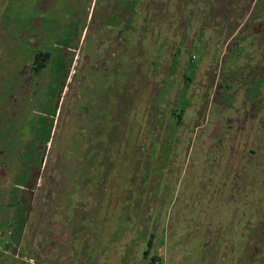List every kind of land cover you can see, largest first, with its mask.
I'll use <instances>...</instances> for the list:
<instances>
[{"label": "rangeland", "instance_id": "374dc122", "mask_svg": "<svg viewBox=\"0 0 264 264\" xmlns=\"http://www.w3.org/2000/svg\"><path fill=\"white\" fill-rule=\"evenodd\" d=\"M146 3L142 48L131 40L103 66L107 53L92 37L76 57L48 40L40 99L16 109L14 76L31 52L20 37L32 12L27 0H0V264H264V0ZM67 59H75L69 78ZM233 74L249 79L230 89ZM219 82L221 102L207 112L208 84L213 93ZM252 103L254 118L221 142V171L206 166L214 180L202 183L199 145L220 118L224 133L243 125ZM161 111L174 138L192 131L193 147L179 144L171 158L165 144V171L146 177ZM55 164L65 182H49ZM48 184L51 220L38 226Z\"/></svg>", "mask_w": 264, "mask_h": 264}, {"label": "flooded vegetation", "instance_id": "af4514ba", "mask_svg": "<svg viewBox=\"0 0 264 264\" xmlns=\"http://www.w3.org/2000/svg\"><path fill=\"white\" fill-rule=\"evenodd\" d=\"M146 4V0H27L28 10L32 13L31 17H28L26 21L25 31H23L24 39L22 37H20V39L26 43L31 52L30 57L27 58L26 64L15 73L14 79L16 85L12 91L10 104H13L16 109H19V103L25 101V99L30 96H34L35 100L40 99L41 93H38V89H40L44 74L49 71V62L52 59L51 52L45 51L43 48L48 40L56 41V47L61 45V47H64V49L67 50V55L69 53H75L76 57L79 51L84 47L85 40L88 37H92L95 39V44L92 48L107 53L106 59H103L99 63L101 66L107 62L109 56L114 51H126L125 49L129 46L131 40H134V43H136L139 48H142L141 44L144 43L147 28ZM84 37V42L81 45V41ZM79 39L80 41L77 44ZM66 62L67 64H65V66L69 69L67 74L69 78L75 59H73L71 64H69L68 59ZM97 62L99 61H96V65H98ZM69 65L70 67H68ZM261 69V75L256 77L264 82V68ZM250 75L253 76L254 74ZM246 79L248 80L249 78L244 74L240 79L237 78L236 74H233V76L226 78L228 82L225 85L229 84L230 89L236 84L242 86V84L247 82ZM251 81L248 83L249 86L246 87V91L251 87ZM51 82L48 83V86H51ZM225 85L223 84L222 88H224ZM208 88L211 91V96L206 102L207 112H209V109L212 108L213 105L221 102V82H219V85L214 89L213 93V89L209 84ZM64 92L65 87L61 94H64ZM230 97L232 98V96ZM246 102L247 101H245L244 105ZM255 108V103H252V106L249 108L245 107L243 110L244 119L242 121L239 119L241 117H238L237 119V123L241 121L243 125H229L227 126L228 131L225 133L221 132V118L213 124L211 130L207 133V138L199 145L198 149L200 164L202 166V183L205 181V176H209L212 181L214 180L213 176L208 174L211 167L217 172L221 171V142L224 143L222 140H224L225 137L227 139L230 133L234 135L240 133L242 127H245L251 118H254L252 111H254ZM236 110L237 111L234 110V114L238 113V115L241 116L242 113H239L240 110ZM230 111H233V109ZM163 114V111H161V123L159 122L158 124L153 125V131L150 133L152 143H148V148L146 149L147 160L149 161V157L152 156L155 164L152 171L148 170L143 173L146 177L151 176L153 174L152 172L165 171V169H162L161 162L163 156L162 151L165 144L173 145L171 147L172 151H170L172 153L171 158L176 155V148L179 144L184 143L181 148L188 153L191 152L193 147L191 138L192 131H189L188 128L184 127L185 133L189 135L184 142L181 141V138H183L181 134L179 135L180 138H174L170 132L171 124L169 120L171 118L165 120V115ZM184 114L185 113L178 115L179 118L176 121V126L178 128L181 126L183 127L182 122ZM12 115L13 117H16L17 112H13ZM223 118L230 123L232 121L231 117ZM199 128L200 127H196V129ZM226 133H228V136ZM258 150L259 149H251V153L258 154ZM62 159V156L59 155L57 162L61 163ZM208 165H211L210 169L206 168ZM158 166L159 169L156 168ZM63 172L64 171L60 170L59 165L57 167L55 164L53 166V172L51 171L50 174H48L49 182L52 183V181H50L51 178H57L60 179L61 182H65L67 177ZM262 181H264V178ZM51 191L53 190L49 188L48 184V189L44 190V200H42V206L40 207L38 226L42 224L44 219L47 221L45 225L50 223L51 214H49L50 207L47 199H49L50 194L53 195ZM213 191L214 193L221 194V187L219 184L214 187ZM261 192L264 193V186L263 189H261ZM253 197L256 198V195ZM262 198H264V194L262 195ZM259 200H261L262 204L259 212H263L264 201L263 199ZM250 259H252L251 256Z\"/></svg>", "mask_w": 264, "mask_h": 264}, {"label": "trees", "instance_id": "16d2710c", "mask_svg": "<svg viewBox=\"0 0 264 264\" xmlns=\"http://www.w3.org/2000/svg\"><path fill=\"white\" fill-rule=\"evenodd\" d=\"M256 35V34H255Z\"/></svg>", "mask_w": 264, "mask_h": 264}]
</instances>
